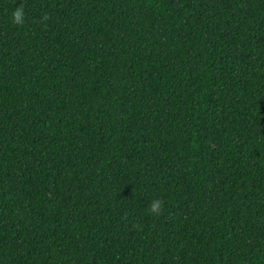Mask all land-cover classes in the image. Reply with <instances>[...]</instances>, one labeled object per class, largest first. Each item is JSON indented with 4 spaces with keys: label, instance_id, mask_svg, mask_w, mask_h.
Wrapping results in <instances>:
<instances>
[{
    "label": "trees",
    "instance_id": "trees-1",
    "mask_svg": "<svg viewBox=\"0 0 264 264\" xmlns=\"http://www.w3.org/2000/svg\"><path fill=\"white\" fill-rule=\"evenodd\" d=\"M0 264H264V0H0Z\"/></svg>",
    "mask_w": 264,
    "mask_h": 264
},
{
    "label": "clouds",
    "instance_id": "clouds-1",
    "mask_svg": "<svg viewBox=\"0 0 264 264\" xmlns=\"http://www.w3.org/2000/svg\"><path fill=\"white\" fill-rule=\"evenodd\" d=\"M12 22L17 25H23L24 23V12H23V5L16 7L14 10ZM49 17L45 15L43 19L47 20ZM164 206V201L161 199H153L151 203L148 205L147 211L149 214L159 216L162 214Z\"/></svg>",
    "mask_w": 264,
    "mask_h": 264
}]
</instances>
